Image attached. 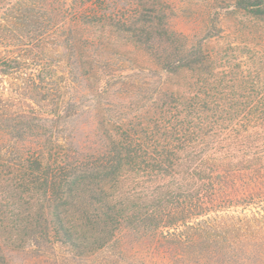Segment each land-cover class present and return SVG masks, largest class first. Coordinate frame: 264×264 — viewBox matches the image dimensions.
I'll return each mask as SVG.
<instances>
[{"label":"trees","instance_id":"obj_1","mask_svg":"<svg viewBox=\"0 0 264 264\" xmlns=\"http://www.w3.org/2000/svg\"><path fill=\"white\" fill-rule=\"evenodd\" d=\"M235 7L264 23V0ZM109 11L106 0H0V81L11 97L0 95V157L27 155L17 164L16 191L44 196L0 201V264L6 248L61 245L89 256L120 246L125 229L165 240L172 264H223L209 251L230 232L217 221L219 204L240 182L264 192V93L248 87L243 71L225 80L216 54L202 41L191 44L160 13L158 22L143 21L137 8L132 25L114 28ZM95 26L102 43L108 32H126L158 71L153 105L126 123L100 119L91 143L86 124L67 128L89 111L87 93L65 98L67 73L47 57L69 55L79 91L102 60L91 51ZM53 128L55 141L43 136ZM1 163L0 174L8 172Z\"/></svg>","mask_w":264,"mask_h":264},{"label":"rangeland","instance_id":"obj_2","mask_svg":"<svg viewBox=\"0 0 264 264\" xmlns=\"http://www.w3.org/2000/svg\"><path fill=\"white\" fill-rule=\"evenodd\" d=\"M237 2L238 0H106L112 16L109 24L114 25V28L119 23L122 28L124 25H132L137 20L133 19L137 8L145 16L143 21L158 22L160 13L162 22L183 34L191 44L202 41L208 51L216 54L218 65L223 66L221 71L225 73V80L232 71L238 78L243 71L248 87L254 83L264 93V23L238 10L235 7ZM145 5L147 8H144ZM116 30L108 32L106 42L102 43L98 26L93 27L96 40H91L94 43L91 51L93 56L102 60L97 69L99 71L92 74L89 83L80 87L79 91L74 83L75 72L72 74L68 71L71 68L67 61L69 55L64 58L56 54L47 57L53 59L54 64H59L61 69L58 70L67 73L63 92L65 98L71 99L77 93H87L83 103L89 111L79 118L68 119L67 128L71 133L75 125L86 124L85 132L89 134L91 143L98 142L95 131L100 119L126 123L137 119L145 108L154 103L152 97L157 86V66L141 49L130 43L131 39L126 32ZM147 78L150 79L149 85H146ZM2 93L7 102L11 98L10 86L7 82L0 81V95ZM13 98L12 101L17 104L19 98ZM13 110L22 112L30 109L15 106ZM59 132L53 128L43 132V136H49L55 141ZM5 141L7 146L15 143L14 140ZM3 154L4 151L0 162L8 165V172L0 174V201H42L44 196L41 192L23 190L24 193L19 194L16 191L20 185L17 164L27 155L12 152L5 156ZM240 183L235 188L236 195L219 204L217 221L224 223L230 232L227 237L215 239L217 246L212 245L214 250H209L210 255L223 264H264V192L261 187L253 185L249 189L242 188ZM31 186L32 184H26L24 187ZM166 233L167 231L164 232L165 235ZM119 237L120 246L111 244L89 256H81L61 245L39 250L36 247L6 248L1 256L5 259V264H172L166 252L169 244L165 240L158 241L148 234H144L142 238L140 232L129 229H125L123 233L121 231ZM122 238L125 243V259H122Z\"/></svg>","mask_w":264,"mask_h":264}]
</instances>
